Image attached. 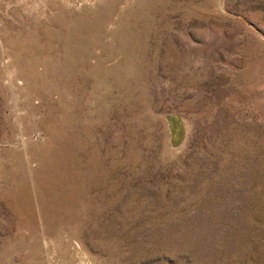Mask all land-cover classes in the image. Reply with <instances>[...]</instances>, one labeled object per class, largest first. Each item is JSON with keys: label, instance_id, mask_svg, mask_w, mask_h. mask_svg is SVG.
I'll return each instance as SVG.
<instances>
[{"label": "rangeland", "instance_id": "1", "mask_svg": "<svg viewBox=\"0 0 264 264\" xmlns=\"http://www.w3.org/2000/svg\"><path fill=\"white\" fill-rule=\"evenodd\" d=\"M264 264V0H0V264Z\"/></svg>", "mask_w": 264, "mask_h": 264}, {"label": "water", "instance_id": "2", "mask_svg": "<svg viewBox=\"0 0 264 264\" xmlns=\"http://www.w3.org/2000/svg\"><path fill=\"white\" fill-rule=\"evenodd\" d=\"M158 264H167V263H158Z\"/></svg>", "mask_w": 264, "mask_h": 264}]
</instances>
